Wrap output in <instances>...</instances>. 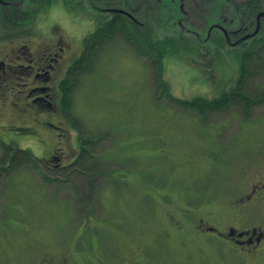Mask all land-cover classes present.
<instances>
[{"label": "rangeland", "instance_id": "obj_1", "mask_svg": "<svg viewBox=\"0 0 264 264\" xmlns=\"http://www.w3.org/2000/svg\"><path fill=\"white\" fill-rule=\"evenodd\" d=\"M89 1L100 9L105 4L88 0L63 5L68 13L95 22L92 31L78 38L68 36L57 23L50 26L47 37L41 36L37 15L31 30L15 37L12 31H21L22 25L6 14L8 35L2 29L0 63L6 61L9 66L0 67L4 70L0 140L15 142L44 161L56 153L61 165L49 168L35 159L19 169L0 171V264H9L14 256L34 258L38 246L65 240L91 256L88 264L94 259L100 264L102 260L123 264L127 259V264H146L145 245L150 254L159 256L157 264H162L165 254L174 258L173 264H190L198 253L196 243L188 242L191 228L186 224L191 216L184 214L202 211L200 215L206 216L203 211H207L209 216L210 211H219L229 220L239 219L232 211H244L245 188L257 181L264 162V104L246 119L241 110L205 117L169 103L167 94L157 90L149 62L116 36L70 95V118L94 139L95 157L89 165L98 168L91 202L83 204L74 179L67 176L68 164L79 153V131L62 113L59 84L83 54L85 38L97 29L96 14L105 13L94 10ZM190 23L185 24L187 28L204 32V24ZM151 25L159 39L180 37L179 24ZM182 34L189 41L200 37ZM186 39L180 38L165 54L164 76L172 94L182 99L221 96L237 77L239 48L229 43L216 55L214 42L186 44ZM55 54L59 57L53 63L52 78L43 84L50 87L51 109L43 107V102H32L29 92L42 85L33 77L37 67L45 66ZM20 66L29 68L24 72ZM254 86L264 90V71ZM2 148L0 144V157ZM206 183L211 190H205L201 199L195 197ZM178 221L185 226V237L166 231ZM116 232L117 238L121 235L118 243ZM161 243L165 250L156 249ZM219 262L216 259L213 264Z\"/></svg>", "mask_w": 264, "mask_h": 264}, {"label": "flooded vegetation", "instance_id": "obj_2", "mask_svg": "<svg viewBox=\"0 0 264 264\" xmlns=\"http://www.w3.org/2000/svg\"><path fill=\"white\" fill-rule=\"evenodd\" d=\"M28 1L18 0L11 2V5L0 3L4 5V12L7 14L6 9L9 6L23 7L29 5L27 4ZM69 1L72 0H62L63 5ZM102 1L105 4H103L101 10L109 15L110 20L115 15L127 17L138 25H143L145 22L161 24L162 20H165L180 25V37L182 33L186 34L187 32L199 35L200 37H197L199 39H210L214 29H218L229 43L236 45L243 42L244 49L248 48V51H250V41L255 38L261 39L264 35V0H118L117 3L114 0ZM52 2L53 0H51ZM79 2H88V0H79ZM254 2H257L256 7L250 8ZM36 3L40 4V0ZM89 3L91 2L89 1ZM91 5L97 7L94 2ZM116 9H124L125 14L117 13ZM25 18L20 20L22 28L19 30L21 31L13 32L15 37H18L20 33L25 34V30L27 32L31 30L34 22L31 24L30 22L26 23L24 22ZM5 20L7 21V18ZM190 21H192L191 23L207 24L208 26H205L204 32L200 33L185 27V24H189ZM202 35L203 37H201ZM60 50L63 52V48H60ZM58 57L59 54H55L45 66L39 65L37 67L36 71L38 72L33 77L36 78V82L42 83V85L31 89L29 92L32 102H43L42 106L47 105L51 109L52 104L48 99L51 94L50 87L43 84L50 82L52 78L51 71L54 68L53 63L57 61ZM5 65L9 66V63L6 61L0 63V67ZM11 67H14V65L11 64ZM20 68L25 72L29 66H20ZM30 68L33 69V66ZM34 68L36 67L34 66ZM2 72L4 70L0 69V77H3ZM55 154H51L48 157L49 159L45 160L47 167L60 166V163L57 162L59 158ZM255 180H252L246 186L244 195L241 198V202L245 205L244 211H232V213L237 212L239 219L233 216L229 220H225L221 215L222 212L219 213V211H210L209 216L207 211H203L206 216L200 215L202 211L184 214L191 216L188 224H186V227L191 228V237L188 242L196 243L198 253L190 264H213L216 259L220 261L218 264H264V211H260L264 210V162L259 177L256 182ZM256 207L262 208L257 211ZM178 223L177 226L172 225L171 230L166 227L168 229L166 231L170 234H180L185 237V226L180 221ZM120 240L121 235H118L117 238L116 232L115 241L118 243ZM183 240L185 241V239ZM74 242L75 244L78 243L77 241ZM37 248L38 252L33 253L34 258L27 257L29 255L23 256L21 259L14 256L13 261L9 259V264H88L86 260L91 257L87 253H79L77 248H73L67 240L58 245L47 243ZM165 248L166 246L163 243L156 246V249L160 250H165ZM145 249L146 264H157L156 260L159 256L150 254L148 252L150 248L147 245H145ZM127 261L128 259L123 264H127ZM102 262L104 264H114V262L103 260ZM117 262H120V260H117ZM89 264L100 263L94 259Z\"/></svg>", "mask_w": 264, "mask_h": 264}, {"label": "trees", "instance_id": "obj_3", "mask_svg": "<svg viewBox=\"0 0 264 264\" xmlns=\"http://www.w3.org/2000/svg\"><path fill=\"white\" fill-rule=\"evenodd\" d=\"M14 1L18 0H0V2H3V4L6 3V5H11V2ZM37 1L38 0H29L27 3L29 5H24L23 7H15V5L9 6L7 8V16L9 17L10 14L12 17L11 21L18 24L20 23L21 19H18L17 16H21L22 18L26 17L24 22H30L31 24L34 22L36 15L39 19V13L49 7L51 4V0H40V4H37ZM72 1L78 2L79 0ZM256 4L257 2H254L250 8H255ZM91 7L94 10H101L100 7ZM4 11V5H1L0 3V33L2 29L4 30L5 24H7V21L5 20L6 14ZM96 16L99 19L97 29L95 32L85 38L83 54L70 66L66 77L62 79L60 83V88L63 95L60 102L62 113H65L67 118L76 128V131L78 128L79 137H77V139L80 142L78 155L70 164H68L69 166H67V176L68 178L71 177L74 179L78 188L80 200L83 201V204L85 201L91 202L90 197L92 196V193L95 192V175L98 171V168L95 165H92V167L89 165V162H91L95 157L91 151V144L94 142V139L83 130L82 126L77 122V120L70 118V95L74 87L79 84L81 78L90 73L96 67V63H98V57L102 53L104 47L109 42L114 40L116 36L124 38L140 57L149 62L151 69L154 71V80L157 90L160 92V94H167L169 103L175 104L184 109L196 110L205 117L209 116V114H222L227 111H231L232 109L241 110L246 119L251 118L253 116L254 110L264 104V90L258 89L259 86H254L256 81L260 79V74L262 71H264V35L261 37V39L255 38L254 40L250 41V51H248V48L244 49L243 42L235 45V47L239 48L237 49L239 57L238 74L237 77L232 82H230L228 90L224 91L221 96L211 99L205 97L182 99L174 96L171 92L170 83L164 76V58L165 54L169 50H173L177 46V44L180 42V38L186 39L183 34L178 39L175 36H166L164 39H159L151 23L145 22L143 25H138L122 15H115V17L110 20L107 13L100 15L98 12ZM162 21L163 22H161V24H157L158 28H161L162 26L170 27L172 24V22H167L165 20ZM205 26L208 25L206 24ZM212 33L213 35L210 39L202 38L201 40L196 38L190 41L186 39V44L196 42L197 40H209L208 43L214 42L213 44L216 46H214L215 54L220 55L222 54L221 50L225 48L229 42L218 29H214ZM210 49H213L211 45ZM41 108L45 110L43 107ZM16 129L22 132L30 131L29 129L22 127ZM100 138L101 137H98L97 140ZM0 144L3 146V155L0 157V171L4 169L16 170L24 164L26 165L30 162L35 163V159H39L28 150L19 148L15 142L8 143L0 140ZM69 169H71L70 173ZM221 170L222 169L216 172L218 173ZM87 172L90 173L88 174ZM206 181L208 180L206 179ZM210 186L211 185L209 183L201 186L200 189L195 192V197L199 199L202 198L201 196L204 197L206 194L203 192H205L207 189L210 191L212 187ZM207 196L210 197L209 195ZM172 260L173 259L170 258V256L165 254L162 264H173Z\"/></svg>", "mask_w": 264, "mask_h": 264}, {"label": "clouds", "instance_id": "obj_4", "mask_svg": "<svg viewBox=\"0 0 264 264\" xmlns=\"http://www.w3.org/2000/svg\"><path fill=\"white\" fill-rule=\"evenodd\" d=\"M53 23L59 24L68 36L77 38L92 31L95 27L93 19L68 13L62 0H53L49 7L39 13L37 31L41 36L47 37Z\"/></svg>", "mask_w": 264, "mask_h": 264}, {"label": "water", "instance_id": "obj_5", "mask_svg": "<svg viewBox=\"0 0 264 264\" xmlns=\"http://www.w3.org/2000/svg\"><path fill=\"white\" fill-rule=\"evenodd\" d=\"M117 11H123V10H117ZM124 12V11H123Z\"/></svg>", "mask_w": 264, "mask_h": 264}, {"label": "bare ground", "instance_id": "obj_6", "mask_svg": "<svg viewBox=\"0 0 264 264\" xmlns=\"http://www.w3.org/2000/svg\"><path fill=\"white\" fill-rule=\"evenodd\" d=\"M235 144V143H234Z\"/></svg>", "mask_w": 264, "mask_h": 264}]
</instances>
